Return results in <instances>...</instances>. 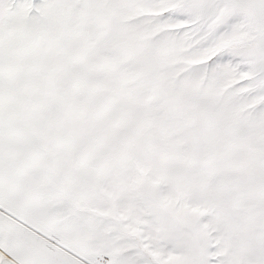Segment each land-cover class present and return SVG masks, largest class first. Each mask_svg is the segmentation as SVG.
I'll list each match as a JSON object with an SVG mask.
<instances>
[{
    "label": "snow or ice",
    "instance_id": "6c2138e0",
    "mask_svg": "<svg viewBox=\"0 0 264 264\" xmlns=\"http://www.w3.org/2000/svg\"><path fill=\"white\" fill-rule=\"evenodd\" d=\"M0 264H264V0H0Z\"/></svg>",
    "mask_w": 264,
    "mask_h": 264
}]
</instances>
